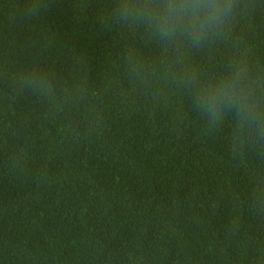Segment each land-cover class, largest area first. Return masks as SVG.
<instances>
[{"label":"trees","instance_id":"1","mask_svg":"<svg viewBox=\"0 0 264 264\" xmlns=\"http://www.w3.org/2000/svg\"><path fill=\"white\" fill-rule=\"evenodd\" d=\"M167 2L0 0V264H264V0Z\"/></svg>","mask_w":264,"mask_h":264},{"label":"clouds","instance_id":"2","mask_svg":"<svg viewBox=\"0 0 264 264\" xmlns=\"http://www.w3.org/2000/svg\"><path fill=\"white\" fill-rule=\"evenodd\" d=\"M155 5L156 0H150ZM163 9L168 11L170 4L167 0H161ZM183 13L172 9V15H164L158 21L160 38L171 39L174 35L183 36L187 32L188 37L194 42H198L207 30L218 27V22H223L231 11V4L221 7L219 0H207V7L201 6V0H187L182 6ZM191 9V12L188 10ZM186 14V15H185ZM221 96L226 95L225 88L219 90Z\"/></svg>","mask_w":264,"mask_h":264}]
</instances>
